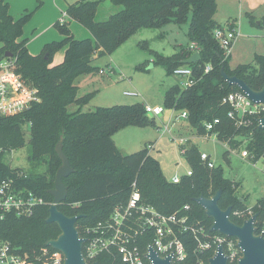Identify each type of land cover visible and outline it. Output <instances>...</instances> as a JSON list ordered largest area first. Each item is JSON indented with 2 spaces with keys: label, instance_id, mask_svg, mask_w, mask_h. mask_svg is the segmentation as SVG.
<instances>
[{
  "label": "trees",
  "instance_id": "trees-1",
  "mask_svg": "<svg viewBox=\"0 0 264 264\" xmlns=\"http://www.w3.org/2000/svg\"><path fill=\"white\" fill-rule=\"evenodd\" d=\"M110 1L120 10L106 20H98L97 12L102 2ZM218 0H80L70 4L67 15L83 24L92 38L76 39L67 22L56 23L64 35L62 40L47 43L40 54L34 55L28 48V38H22L24 26L32 13L19 18L10 13L8 0H0V63L14 60V69L32 87L38 89L40 101L16 115H0V182L14 178L17 189L43 197L45 202L37 206L31 216H18L8 212L0 219V236L8 240L29 262L45 264L42 248L61 233L56 223L46 221L49 207L54 201L50 190L62 160L56 147L62 143L74 172L64 178L68 197L59 204L65 214H85L78 220L77 228H83L109 216L114 207L127 202L134 181L146 204L159 211L189 215L198 229L197 235L184 231L181 235L188 251L183 264H208L213 251L197 250L200 241L219 232L212 231L213 219L196 201L200 196L211 197L219 189L223 191L219 204L222 209L232 206L231 218L242 224L245 220L236 212L252 208L258 214L256 225L264 223V199L249 207L246 197L239 194V183L224 176L221 167H209L201 159V151L193 145L187 148L186 159L192 167V175H184L179 183L169 181L161 163L150 154L148 146L124 154L113 139V134L130 125L154 123L144 104L99 106L85 112L83 107L91 101V93L79 95L76 79L99 69L94 60L111 54L120 44L139 30L157 28L163 24L185 22L192 13L189 43L172 56L157 55L156 62L168 74L182 66V61L192 55L191 43H196L201 60L188 64L193 68L196 84L182 87L179 83L165 94L166 106L178 112L187 111L189 124L198 135L207 133L206 123L219 119L212 133H217L232 149L246 142L254 161L264 157V127L257 118L247 126L234 125L229 117L231 106L222 102L230 92L240 88L229 85L221 73L224 67L229 75H236L253 89L264 86V55H257L250 64L229 65V56L214 31L220 24L215 20ZM260 26L264 25V18ZM67 47L64 60L52 65L54 54ZM12 54V56H7ZM212 68L206 72V66ZM75 105L74 110L70 106ZM29 134V140H27ZM29 144V161L34 169L27 171L12 167L7 154ZM227 154L230 153L229 149ZM42 167H45L41 170ZM23 173V175H21ZM189 205V209L185 206ZM203 230V231H202ZM207 235V236H206ZM99 264H120L109 254H103Z\"/></svg>",
  "mask_w": 264,
  "mask_h": 264
},
{
  "label": "rangeland",
  "instance_id": "rangeland-1",
  "mask_svg": "<svg viewBox=\"0 0 264 264\" xmlns=\"http://www.w3.org/2000/svg\"><path fill=\"white\" fill-rule=\"evenodd\" d=\"M66 1L70 5L80 0ZM8 2L13 5V7L10 5V9L13 11L12 15L17 18L25 13H32L24 26L22 38H30L32 33L39 29L38 27L43 26L42 21H46V16L53 12L49 0H8ZM121 8L122 6H116L110 1H104L99 7L96 18L106 20ZM263 18L264 0H218L215 14L218 24L221 27L233 22L239 24L240 35L234 41L231 53L228 55L229 65L232 68L240 64L253 63L257 55H264V25L260 26L258 23ZM70 20L69 16L65 17V22L69 23ZM191 20L192 13L185 22L169 21L157 28H143L131 35L111 54L96 58L94 65L104 69L105 73L101 74L97 70L80 75L76 79V84L81 85L79 94L83 96L91 93L92 96L91 101L83 107V111H92L99 106L129 104L164 106L163 118L147 114L149 118L155 119L154 123L130 125L113 134V139L122 153L137 152L148 146L150 154L160 161L165 177L171 181L175 175L184 176L187 170L192 168L171 134L189 136L191 142L187 145H195L199 151L210 154L215 165L223 170L224 176L239 183V194L246 197L249 207H253L259 200L264 199V157L256 162L243 158L241 152L246 149V142L227 154L228 147L225 141L219 140L214 135L208 138L198 136L187 119L177 120L176 126L173 127L174 121L171 118L173 108L166 106L165 94L179 83V78L168 74L166 69L156 62V57L157 55L172 56L189 43L188 31ZM59 22L61 23V19ZM76 22L86 28L80 22ZM54 29L59 31L56 26ZM59 51L54 54L52 63L56 61ZM126 92H138L139 95H126ZM75 107L71 105L69 109L74 110ZM179 113L177 111L174 114ZM166 125L171 129L174 128L172 133L166 130ZM153 144L154 148H152ZM29 150L30 146L27 143L9 152L7 160L12 167H21L30 171L34 169V164L29 161ZM44 168L42 167L41 170ZM33 264L36 262L34 261Z\"/></svg>",
  "mask_w": 264,
  "mask_h": 264
},
{
  "label": "built area",
  "instance_id": "built-area-1",
  "mask_svg": "<svg viewBox=\"0 0 264 264\" xmlns=\"http://www.w3.org/2000/svg\"><path fill=\"white\" fill-rule=\"evenodd\" d=\"M67 16V12H64L61 23L65 22ZM238 25L233 22L225 27H217L214 31V36L225 50L226 56L230 55L234 41L240 35ZM189 50L192 54L199 52L196 43H191ZM211 68L210 65H207L206 72H209ZM100 73H104V70H100ZM173 75L179 78V84L185 88L193 86L197 82L190 65L177 67L173 71ZM125 94L139 95L138 92H126ZM36 101H40L38 89L30 86L15 71L14 60L2 61L0 63V115L19 114ZM222 102L231 106L229 117L234 121L236 127L247 126L252 123L254 118H257L261 127L264 102H254L241 89L230 92ZM145 109L147 114L153 117H164V106L145 104ZM175 112L177 111L173 109L171 118L174 123L179 119L188 118L187 111L180 112L178 115L174 114ZM219 122V119L207 122V133L203 137L208 138L212 135L217 137V133H212V131ZM166 130L172 133V129L168 125H166ZM171 135L177 142L181 153L185 155L189 138L184 135ZM227 146L229 150H233L228 143ZM241 156L251 160L254 157L248 149L243 150ZM201 159L209 167L215 166L210 154L201 152ZM192 172V168L188 169L185 175H192ZM181 179L182 176L175 175L171 181L179 183ZM44 202L43 197L17 189L14 178L3 179L0 182V219L8 212H15L18 216H31L37 206ZM53 204L54 202L51 203V205ZM189 208V205L185 206V209ZM236 214L247 219L253 216L254 212L252 208H249L247 211L236 212ZM256 228V233L264 236V223L259 227L256 225ZM184 231H191L197 235L198 229L190 216L182 215L179 212L166 214L156 207L146 204L142 200L137 182L134 181L127 202L116 205L106 218L83 228V235L81 234L85 238L83 253L86 260L91 263L97 261L103 254H109L114 261L120 264H153L150 257L151 249H153L160 257L171 255L172 264H183L189 255L187 246L181 238ZM237 244V238L218 233L201 240L197 250L202 253L212 250L213 256L218 247L223 245L229 264H237L242 256V250ZM42 256L45 264H64L65 262L64 254L48 245L42 248ZM33 263L29 262L26 255L18 253L8 240L0 236V264ZM198 264L206 263L200 260Z\"/></svg>",
  "mask_w": 264,
  "mask_h": 264
},
{
  "label": "water",
  "instance_id": "water-1",
  "mask_svg": "<svg viewBox=\"0 0 264 264\" xmlns=\"http://www.w3.org/2000/svg\"><path fill=\"white\" fill-rule=\"evenodd\" d=\"M260 23V21L258 22ZM12 56V54H7ZM201 54L195 52L190 57L182 61L183 65L192 64L201 60ZM221 73L229 85L238 86L243 92L249 95L254 102H264V86L260 90L253 89L246 81L236 75H229L225 68H221ZM261 127H264V116L261 118ZM57 153L62 160L56 178L55 186L50 190L54 197V204L49 207L48 223H56L61 233L55 239L49 240L46 245L61 251L65 256L64 264H99L98 261L88 262L83 253L85 238L81 236L77 228L79 219L85 214H76L69 216L62 212L59 204L68 197V187L64 183V178L68 177L75 170L72 167L69 158L63 151L62 143L56 147ZM223 191L219 189L213 196H200L196 201L204 208L207 216L213 219L212 231L235 237L238 240V247L242 250V256L237 264H264V236L256 233V220L258 214L245 219L242 224L234 222L231 218L232 206L222 209L219 201ZM150 257L153 264H172V256H158L151 249ZM209 264H229L228 256L225 253L224 246L220 245L216 253L209 258Z\"/></svg>",
  "mask_w": 264,
  "mask_h": 264
},
{
  "label": "crops",
  "instance_id": "crops-1",
  "mask_svg": "<svg viewBox=\"0 0 264 264\" xmlns=\"http://www.w3.org/2000/svg\"><path fill=\"white\" fill-rule=\"evenodd\" d=\"M49 1L51 2L52 6H53V12H51L49 15L46 16L47 19L45 22L42 21L43 26L38 27L39 29L37 31H35L34 33H32L31 37L28 38L29 39L28 48H29L30 52L34 55L40 54L43 51V48L47 43H50V42L55 41V40H62L64 38V36L61 32L54 29V26H56V23L59 22V20L61 19L62 13L64 14V12L67 11L69 3L66 0H49ZM10 5L13 7L12 4H10ZM10 13L13 14V11L11 9H10ZM68 25H69L70 29L72 30V33L76 39L85 38V37L86 38H92L93 37L92 33L87 28H83L82 26H80L76 22V20H74L72 18H71L70 22L68 23ZM78 34H80V35H78ZM66 49H67V47H64L62 50H60L57 53V56L55 58L56 61L53 62L52 65H57V64L61 63L62 60H64ZM102 70H104V69H102ZM104 73H105V71H104ZM104 73H101V74H104ZM78 86H79V92H80L81 85L79 84ZM80 96H82V95H80ZM176 124H177V122L174 123L173 127H175ZM172 129L174 130V128H172ZM198 136L203 137V135H198ZM186 137L189 138L188 143L191 142V137H189V136H186ZM115 143H116V141H115ZM187 147H190V146L187 145ZM152 148H154V144H153Z\"/></svg>",
  "mask_w": 264,
  "mask_h": 264
}]
</instances>
